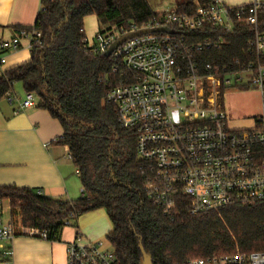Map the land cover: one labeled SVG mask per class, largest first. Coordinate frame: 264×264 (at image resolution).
I'll list each match as a JSON object with an SVG mask.
<instances>
[{
	"label": "trees",
	"instance_id": "obj_1",
	"mask_svg": "<svg viewBox=\"0 0 264 264\" xmlns=\"http://www.w3.org/2000/svg\"><path fill=\"white\" fill-rule=\"evenodd\" d=\"M41 3L32 28L41 33L42 44L31 50L29 61L0 72V99L9 97L17 83L26 94L36 96L37 107L62 126L56 143L68 148L80 170L83 191L78 200L60 201L32 189L0 186V199L8 201L12 219L18 217L22 228L46 232L47 241L58 242L71 214L77 222L82 215L103 209L112 225L106 239L119 264H140L141 246L151 253L154 264L264 251V203L193 215L189 199L180 196L168 216L149 200L147 166L138 159L135 131L121 127L116 106L106 101L109 84L117 78L111 74V60L93 55L85 43L87 17H96L98 32L107 33L142 26L169 13L192 15L203 0H184L168 12H155L148 0ZM258 16L257 32L264 35V8ZM30 29L15 28L17 33ZM184 34L196 43L206 37L224 40L220 50L197 55L202 65L240 68L257 61L254 54H245L256 34L253 26L239 23L227 32L208 24Z\"/></svg>",
	"mask_w": 264,
	"mask_h": 264
},
{
	"label": "built area",
	"instance_id": "obj_2",
	"mask_svg": "<svg viewBox=\"0 0 264 264\" xmlns=\"http://www.w3.org/2000/svg\"><path fill=\"white\" fill-rule=\"evenodd\" d=\"M264 0H251L247 6L232 8L221 0H203L190 14L169 13L142 26L100 33L85 42L90 52L101 58L123 36L147 30L149 33L122 43L110 57L111 74L106 101L117 108L118 122L136 134L138 159L147 166L145 188L149 200L172 216L178 198L190 201L193 215L216 211L232 205L264 203V35L258 30L259 11ZM244 23L256 30L245 54L257 61L236 66L202 65L198 54L220 50L221 37H206L191 42L184 32H195L216 25L231 32ZM161 29L172 31L162 32ZM42 35L31 28L11 39L0 38V72L7 66V55L42 44ZM243 76H247L244 78ZM254 85L261 94L262 115L251 130L230 128L222 104L229 87ZM11 96V93L8 95ZM37 104L27 93L14 115ZM68 159L72 160L70 154ZM80 178L79 169L75 171ZM38 195L43 192L38 191ZM5 216L0 199V250L2 264H14L12 242L18 234L47 241L37 229L17 230ZM74 215L64 221L73 227ZM64 228V229H65ZM67 264H119L114 249L101 241L84 243L81 235L67 244ZM183 264H264V251L244 254L237 251Z\"/></svg>",
	"mask_w": 264,
	"mask_h": 264
},
{
	"label": "crops",
	"instance_id": "obj_3",
	"mask_svg": "<svg viewBox=\"0 0 264 264\" xmlns=\"http://www.w3.org/2000/svg\"><path fill=\"white\" fill-rule=\"evenodd\" d=\"M221 1L232 8L251 3V0ZM41 9V0H0V38H13L17 35L16 27L32 28ZM89 19H85V33L88 30L87 39L92 40L99 25L96 18L97 27H88ZM25 46L23 43L20 51L7 55L6 69L29 61L31 51ZM25 95L22 85L17 83L10 97L0 99V186L41 191L45 197L60 201L78 200L83 191L80 178L72 160L68 159V148L56 143L63 135L62 126L37 104L14 115ZM255 120H248L249 125L243 128L233 124L231 127L230 123L229 126L236 131L251 130ZM7 221H14L11 213ZM14 225L18 231L22 230L20 218ZM111 230L107 213L100 209L82 215L73 227L65 228L58 242L18 234L11 244L14 264H67V244L77 234L84 243H95Z\"/></svg>",
	"mask_w": 264,
	"mask_h": 264
},
{
	"label": "rangeland",
	"instance_id": "obj_4",
	"mask_svg": "<svg viewBox=\"0 0 264 264\" xmlns=\"http://www.w3.org/2000/svg\"><path fill=\"white\" fill-rule=\"evenodd\" d=\"M152 9L155 12H168L176 8V6L184 0H148ZM95 17H91L88 22V27L92 26L96 28L97 24L94 22ZM98 31L96 32V34ZM95 34V35H96ZM88 35V30H87ZM94 35V37H95ZM93 37V38H94ZM91 40V38L89 37ZM246 78L247 76H243ZM16 85V84H15ZM222 104L227 116V120L231 127L233 126L243 128L249 125L248 120L259 118L262 115V101L259 90L250 85L248 89L241 90L238 87H229L224 93L222 98ZM5 204V220L10 215V207L7 200H4ZM15 220L19 221L17 217ZM75 225V224H73ZM105 244H109L106 237L99 240Z\"/></svg>",
	"mask_w": 264,
	"mask_h": 264
},
{
	"label": "water",
	"instance_id": "obj_5",
	"mask_svg": "<svg viewBox=\"0 0 264 264\" xmlns=\"http://www.w3.org/2000/svg\"><path fill=\"white\" fill-rule=\"evenodd\" d=\"M160 31L162 32H169L172 33V31L168 30V29H161ZM149 33V31L144 30V31H139L136 33H131L128 34L126 36H123L122 38L118 39L110 48V50L107 52V54L105 55L106 58L110 57V55L113 53V51H115L122 43H124L125 41H127L128 39H131L133 37L136 36H140L143 34ZM141 252H142V257L140 259V264H154L152 261V255L148 250H145V248L143 246L140 247Z\"/></svg>",
	"mask_w": 264,
	"mask_h": 264
}]
</instances>
